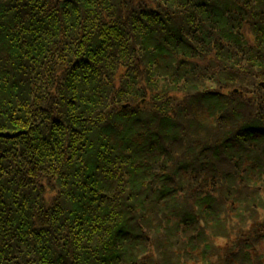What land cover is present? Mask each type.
Instances as JSON below:
<instances>
[{
	"label": "trees",
	"instance_id": "trees-1",
	"mask_svg": "<svg viewBox=\"0 0 264 264\" xmlns=\"http://www.w3.org/2000/svg\"><path fill=\"white\" fill-rule=\"evenodd\" d=\"M0 264H264V0H0Z\"/></svg>",
	"mask_w": 264,
	"mask_h": 264
}]
</instances>
